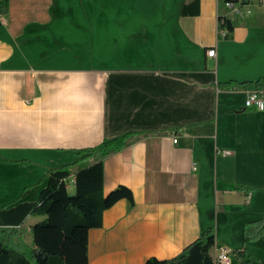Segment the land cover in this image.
Returning a JSON list of instances; mask_svg holds the SVG:
<instances>
[{
  "label": "crops",
  "instance_id": "1",
  "mask_svg": "<svg viewBox=\"0 0 264 264\" xmlns=\"http://www.w3.org/2000/svg\"><path fill=\"white\" fill-rule=\"evenodd\" d=\"M7 3L0 208L36 202L50 168L72 175L101 157L75 150L133 132L104 159L102 190L125 186L134 204L102 213L88 231L87 264L171 259L209 228L230 264L234 250L264 262V233L243 238L264 219V109H246L247 90L236 87L264 78V10L240 18L224 0ZM219 17L232 26L226 37ZM41 220L26 217L23 242Z\"/></svg>",
  "mask_w": 264,
  "mask_h": 264
},
{
  "label": "trees",
  "instance_id": "2",
  "mask_svg": "<svg viewBox=\"0 0 264 264\" xmlns=\"http://www.w3.org/2000/svg\"><path fill=\"white\" fill-rule=\"evenodd\" d=\"M185 8H182V14H185ZM7 12V0H0V15ZM218 19L231 31L228 20ZM236 87L264 90V78ZM132 134L126 132L106 138L95 147L75 150L76 158L94 152H99L101 157L72 175L65 166L50 168L45 176L46 186L36 202L0 208V264H87L88 231L101 226L102 213L120 200H126L131 206L134 204L132 192L125 186H117L107 194L102 190L104 159L120 152ZM0 161L6 160L0 156ZM70 178L71 185L68 184ZM28 215L42 217L30 227L31 245L23 242L17 230ZM263 233L264 219L246 225L243 238L252 240ZM214 246V231L209 228L180 255L166 260L150 257L141 264H215ZM232 254L237 264H264L244 250H234Z\"/></svg>",
  "mask_w": 264,
  "mask_h": 264
},
{
  "label": "built area",
  "instance_id": "3",
  "mask_svg": "<svg viewBox=\"0 0 264 264\" xmlns=\"http://www.w3.org/2000/svg\"><path fill=\"white\" fill-rule=\"evenodd\" d=\"M228 8L238 17L244 18L248 16L252 11V6L257 5L264 10V0H224ZM1 19V16H0ZM218 35L220 37H226L229 33V30L222 26V21L218 19ZM207 57L212 58L215 56V50L210 49L206 52ZM264 91L260 90H247L246 98L244 100V107L246 109H256L262 111L264 109V101L262 99ZM175 143L176 140L173 139ZM224 155H227L228 152H223ZM195 170V166L192 167ZM73 183L72 179H68V184ZM213 261L215 264H230L231 263V250L224 246H214L213 248Z\"/></svg>",
  "mask_w": 264,
  "mask_h": 264
},
{
  "label": "rangeland",
  "instance_id": "4",
  "mask_svg": "<svg viewBox=\"0 0 264 264\" xmlns=\"http://www.w3.org/2000/svg\"><path fill=\"white\" fill-rule=\"evenodd\" d=\"M24 242H25V244H27V245H31V242L29 241L28 237H25V236H24Z\"/></svg>",
  "mask_w": 264,
  "mask_h": 264
}]
</instances>
